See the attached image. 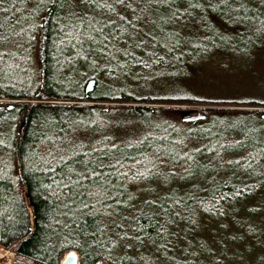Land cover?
I'll return each mask as SVG.
<instances>
[{"label": "trees", "instance_id": "obj_1", "mask_svg": "<svg viewBox=\"0 0 264 264\" xmlns=\"http://www.w3.org/2000/svg\"><path fill=\"white\" fill-rule=\"evenodd\" d=\"M233 75L264 94V0H0L12 264H263L264 113L223 105L264 100L215 101Z\"/></svg>", "mask_w": 264, "mask_h": 264}, {"label": "rangeland", "instance_id": "obj_2", "mask_svg": "<svg viewBox=\"0 0 264 264\" xmlns=\"http://www.w3.org/2000/svg\"><path fill=\"white\" fill-rule=\"evenodd\" d=\"M208 67H212V68H218L219 65L215 64V63H209ZM237 75V74H236ZM235 75L231 76V79H226L223 84H214L212 86H210V90L212 91V93H214L215 96V101L216 100H220L223 98H229V97H223L222 95V91H224L227 94H231V96L233 98L235 97H256L259 99H263L264 100V94L260 93L256 90V84H249V83H243L237 80V78H233ZM89 81H87L86 85L88 84ZM222 85V86H220ZM199 87H204L199 85ZM127 105H136V104H127ZM140 106V105H139ZM226 108H231V109H235V110H253V111H259L264 113V108L262 107H246L243 105H238L235 103H230L227 105H223ZM172 108H179V112L178 114H180V118H189V117H194L198 114L203 115L201 109L203 108V106L201 104H196V105H178V106H170ZM264 115V114H262ZM216 226H213V230L216 231ZM217 234V231H216ZM209 236V235H208ZM205 238V237H204ZM264 241L262 244H259L256 248L257 251H259L262 255V261L264 264ZM10 249H3L0 248V264H12L13 262V251ZM209 262V261H207Z\"/></svg>", "mask_w": 264, "mask_h": 264}, {"label": "water", "instance_id": "obj_3", "mask_svg": "<svg viewBox=\"0 0 264 264\" xmlns=\"http://www.w3.org/2000/svg\"><path fill=\"white\" fill-rule=\"evenodd\" d=\"M94 86V81L90 80L86 86V93L92 92ZM204 119V115L198 114L194 117L185 118V122H195L198 120ZM59 264H79V256L76 251L70 250L68 251L62 258Z\"/></svg>", "mask_w": 264, "mask_h": 264}, {"label": "bare ground", "instance_id": "obj_4", "mask_svg": "<svg viewBox=\"0 0 264 264\" xmlns=\"http://www.w3.org/2000/svg\"><path fill=\"white\" fill-rule=\"evenodd\" d=\"M205 118V117H204ZM12 250V249H11Z\"/></svg>", "mask_w": 264, "mask_h": 264}]
</instances>
